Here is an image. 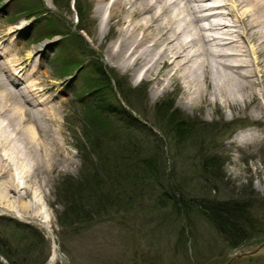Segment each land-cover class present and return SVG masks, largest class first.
<instances>
[{
	"label": "rangeland",
	"instance_id": "374dc122",
	"mask_svg": "<svg viewBox=\"0 0 264 264\" xmlns=\"http://www.w3.org/2000/svg\"><path fill=\"white\" fill-rule=\"evenodd\" d=\"M34 1L0 0V35L7 37L8 31L13 30V39H17L9 52L15 54L20 63L19 77L13 76L19 84L17 90L26 93L32 91L35 95L31 97L32 102L40 103L36 104L37 108L49 109L55 116L47 119L35 107V116L22 126L24 134L18 133L25 135L37 128L38 140H43L49 150L29 177H14L18 183L29 185L28 188L18 189L23 193L22 199L13 192L9 196L4 194L13 171L0 176V247L6 243L4 247L9 246L15 251L12 254L5 252L12 256L16 264H264V231L234 248L204 218L193 212L189 215L175 213L166 201L157 199L158 192L149 198L137 200L132 208L123 200L119 205H109L103 214L89 222L78 225L75 222L61 223L60 216L66 207L65 197L59 200L60 187L65 178L77 179L81 176L85 152L88 155L87 149L85 152L80 149L81 144L89 140L83 134L86 99L80 96V89L86 90V83L88 87L94 86L92 79L84 81V77L87 80L93 75L91 62L95 56L101 58L107 69L118 71L117 74L126 79L125 87L143 90L137 96L135 106L140 114L136 112V115L152 127V131L145 133L143 139L150 148L166 141L164 130L158 126L154 116L155 104L164 99L172 100L174 107L181 110L184 117L203 123H218L220 126L228 124L226 131L229 135L218 143L215 150L223 158L218 172L222 179L217 185L222 199H235L250 193H254V198L264 199V95L258 87L257 96L247 98L246 102L240 98L233 101V97L226 102L217 85L224 77L210 74L216 68L207 71L213 84L206 87L203 96L197 93L189 95L186 75L180 85L172 81L162 91L152 80L138 78L131 71L118 69L110 63L105 46L115 34L111 30L103 41L96 37L94 0H81L85 11L82 22L77 20L73 0L69 1L70 7H63L65 0L61 5L57 3L58 6L54 0H40L41 3L33 11L25 10ZM231 9L228 10L233 14L230 19L242 15V9ZM35 12L40 13L34 16ZM25 22L26 30L20 31L18 27ZM80 24L85 26V30L79 31L77 27ZM47 25L57 28L60 33L56 32L58 35L52 39L40 38L45 34L43 32ZM74 34H81L82 37L77 39L82 45L74 41ZM39 44H44V48L39 53L34 52L35 59L40 60V65L33 62L35 70L30 67L32 62L28 63L27 54ZM84 44L87 45L86 49ZM87 47L94 50V54L88 51L86 55ZM65 58L67 62L76 59L79 71L73 77L58 70ZM4 60L2 58L0 61ZM252 60L249 56L248 62L252 63ZM221 69L227 74L232 71ZM180 74L185 73L182 71ZM9 86L12 88L10 83ZM93 89L86 90L84 96L89 98ZM230 122H238V127L233 131V126L229 129ZM244 125L246 127L242 128ZM237 132L240 137L234 140ZM163 143L159 144L157 151L164 156L165 171L170 172L174 168L180 175L195 178L179 182L200 190L204 178L201 168L195 164L200 155L199 148L186 143L179 151ZM173 151L179 155L173 156ZM46 159L49 160L48 164ZM89 159L95 161L97 157L91 154ZM216 182L208 185L214 187ZM212 187L209 190L212 191ZM191 191L196 193L195 190ZM211 193L213 191L209 195ZM23 205L27 208L26 212L22 210ZM254 209L255 215L261 216L264 222V205L256 203ZM253 251H256L253 255L238 257L239 254ZM0 262L10 264V260L1 253Z\"/></svg>",
	"mask_w": 264,
	"mask_h": 264
},
{
	"label": "bare ground",
	"instance_id": "6f19581e",
	"mask_svg": "<svg viewBox=\"0 0 264 264\" xmlns=\"http://www.w3.org/2000/svg\"><path fill=\"white\" fill-rule=\"evenodd\" d=\"M234 7L243 11L232 20L228 10ZM94 15L98 40L103 41L114 31L115 36L105 46L110 63L138 78L152 80L162 91L172 81L180 85L186 75L189 95L203 96L206 87L213 84L207 71L216 68L210 74L224 77L217 85L226 102L231 97L233 101L240 98L246 102L257 96L258 87L264 95V0H94ZM18 28L26 30L27 23ZM12 31L7 37L0 35V42L6 43L0 45V60L5 59L0 61V176L13 171L4 194L13 192L22 199L18 189L29 185L15 178L29 177L49 149L43 140H38L37 128L25 135L18 133L35 116V107L47 119H53L55 113L37 108L39 102H32V91L17 90L19 84L13 76L18 77L21 71L17 56L9 53L17 40L9 37ZM43 48L44 44H39L27 54L30 67L35 69V61L40 65L34 52ZM249 56L252 63L248 62ZM221 68L232 71L223 73ZM182 71L185 74H180ZM239 137L237 132L234 140ZM22 210L26 212V206Z\"/></svg>",
	"mask_w": 264,
	"mask_h": 264
},
{
	"label": "trees",
	"instance_id": "16d2710c",
	"mask_svg": "<svg viewBox=\"0 0 264 264\" xmlns=\"http://www.w3.org/2000/svg\"><path fill=\"white\" fill-rule=\"evenodd\" d=\"M63 1L55 0V3L61 5ZM69 1L65 0L63 7H70ZM74 7L77 20L82 22L85 11L81 0H75ZM84 27L80 24L77 28L83 31ZM56 32L60 33L59 30ZM81 37V34H74L73 39L77 42V38ZM84 46L86 49L87 45ZM88 51L89 47L86 55ZM92 61L93 75L90 79L94 86H89V89H94L83 110L86 115L83 134L89 140L80 146L83 152L87 149L88 155L85 152L81 176L77 179L65 178L64 188L63 185L60 187L62 191L59 193V200L65 197L66 207L60 216L61 223L75 222L78 225L89 222L103 214L109 205H119L118 203L123 200L132 208L137 200L142 197L149 198L158 192L157 199L166 201L175 213L184 212L189 215L193 212L196 216L204 218L234 248L261 234L264 231V222L261 216L255 215L254 207L256 203L264 205V199L254 198V193L235 199L219 197L221 191L217 185L222 178L218 172L223 164V158L215 150L229 135L226 131L228 124L220 126L218 123H203L184 117L181 110L174 107L172 100L164 99L155 104V121L164 130L165 142L172 146L173 150L180 151L186 143L196 145L195 147L200 150L195 164L201 168L203 184H200V190L188 187L179 180L189 181L195 178L186 174L180 175L174 168L170 172L165 171L164 156L157 151L159 144L162 145L164 140L154 145V148L145 145L144 134L150 133L152 127L132 114L133 111L138 112L135 106L137 96L143 90L125 87L126 79L113 69H107L101 59L96 58ZM75 65L76 59L66 62L64 73L71 71ZM118 96L128 108L121 104ZM234 123H229V129L233 126L231 131L238 127V122ZM151 143L153 141L148 142ZM205 144L208 146L205 147ZM91 154H94L97 160L89 159ZM172 154L179 155L175 151ZM214 181H217L216 186L208 185ZM210 187L213 188L212 195H209L212 192L209 190ZM191 190H195L196 193ZM199 191L205 193L199 194L197 193ZM2 244L0 247L2 256L9 259L10 264H16L12 256L5 252L12 254L15 251L9 246L4 247L6 243Z\"/></svg>",
	"mask_w": 264,
	"mask_h": 264
},
{
	"label": "water",
	"instance_id": "95a60500",
	"mask_svg": "<svg viewBox=\"0 0 264 264\" xmlns=\"http://www.w3.org/2000/svg\"><path fill=\"white\" fill-rule=\"evenodd\" d=\"M252 253H254V252H250V254H252ZM249 254V253H248Z\"/></svg>",
	"mask_w": 264,
	"mask_h": 264
}]
</instances>
